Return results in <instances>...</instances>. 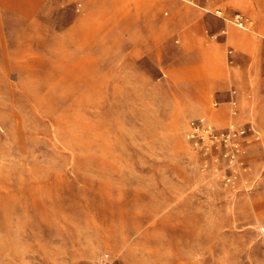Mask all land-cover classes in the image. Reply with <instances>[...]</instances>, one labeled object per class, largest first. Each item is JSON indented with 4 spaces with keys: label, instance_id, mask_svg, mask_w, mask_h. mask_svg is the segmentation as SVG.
I'll list each match as a JSON object with an SVG mask.
<instances>
[{
    "label": "rangeland",
    "instance_id": "rangeland-1",
    "mask_svg": "<svg viewBox=\"0 0 264 264\" xmlns=\"http://www.w3.org/2000/svg\"><path fill=\"white\" fill-rule=\"evenodd\" d=\"M201 1L0 0V264H264V0Z\"/></svg>",
    "mask_w": 264,
    "mask_h": 264
},
{
    "label": "built area",
    "instance_id": "built-area-1",
    "mask_svg": "<svg viewBox=\"0 0 264 264\" xmlns=\"http://www.w3.org/2000/svg\"><path fill=\"white\" fill-rule=\"evenodd\" d=\"M205 12L213 13L216 17L223 21L232 23L236 28L245 30L250 23L248 17L239 11H235L230 19H226L222 10L215 8L212 12L204 7H200ZM219 35H225V30H221ZM252 128L248 125L234 126L230 125L225 130H216L204 119L191 120L188 125L187 136L195 143L198 140L208 139L210 142L224 145L225 147L230 146L235 152L240 149L244 138Z\"/></svg>",
    "mask_w": 264,
    "mask_h": 264
},
{
    "label": "crops",
    "instance_id": "crops-1",
    "mask_svg": "<svg viewBox=\"0 0 264 264\" xmlns=\"http://www.w3.org/2000/svg\"><path fill=\"white\" fill-rule=\"evenodd\" d=\"M228 1H234V0H221L220 2L221 3H225V2H228ZM200 7H204V8H209L210 7V1L209 0H202L201 1V3H200ZM212 6V5H211ZM214 9L215 8H219V9H221L222 10V12H223V14L225 13V12H227V8L229 7L228 5H225V6H223L224 8V10L221 8V7H218V6H212ZM243 8H244V10L246 9V7L245 6H242ZM235 11H239V10H237V9H235V10H233L232 12L234 13ZM212 12V11H211ZM232 13V14H233ZM213 14V13H212ZM214 15V14H213ZM215 16V15H214ZM216 17V16H215ZM218 18V17H217ZM220 19V18H219ZM233 27L234 28H236L234 25H233ZM237 29H239V28H237ZM234 31V30H233ZM233 31H231V33L233 32ZM231 35L232 34H230L229 35V37H228V39L229 40H232V41H235V42H239L240 41V39H232L231 38ZM226 37V36H225ZM193 38L196 40V41H201V43H204V44H207V46H206V50H210L211 52L209 53V51H208V54H210V55H213V56H215V57H217V59L219 58V52L215 49V47H214V45H211V44H208L207 43V41H205L203 38H201V36H200V34H198L197 32H195V35L193 36ZM225 40H227V38L225 39ZM220 61V60H219Z\"/></svg>",
    "mask_w": 264,
    "mask_h": 264
}]
</instances>
